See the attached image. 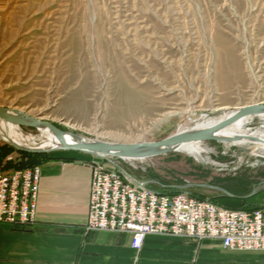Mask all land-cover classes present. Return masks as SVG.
<instances>
[{
  "label": "rangeland",
  "instance_id": "1",
  "mask_svg": "<svg viewBox=\"0 0 264 264\" xmlns=\"http://www.w3.org/2000/svg\"><path fill=\"white\" fill-rule=\"evenodd\" d=\"M258 103L264 0H0V107L21 108L85 139L129 144L159 142L194 129L200 116L217 117L219 108ZM202 144L205 160L176 152L138 169L118 165L154 191L190 184L208 200L225 195L197 185L234 198L261 187L264 154ZM23 153L0 139V169L30 164ZM40 155L109 164L74 151ZM257 195L219 204L264 206V189Z\"/></svg>",
  "mask_w": 264,
  "mask_h": 264
},
{
  "label": "built area",
  "instance_id": "2",
  "mask_svg": "<svg viewBox=\"0 0 264 264\" xmlns=\"http://www.w3.org/2000/svg\"><path fill=\"white\" fill-rule=\"evenodd\" d=\"M99 158L109 164L92 166L87 232L131 234V247L137 251L150 235L219 240L230 250L264 251V207L230 210L201 200L189 190L157 192L118 165L124 161L138 169L135 164L142 165L148 159ZM140 169L146 170L144 166ZM41 185V165L0 169V224L34 225Z\"/></svg>",
  "mask_w": 264,
  "mask_h": 264
},
{
  "label": "crops",
  "instance_id": "3",
  "mask_svg": "<svg viewBox=\"0 0 264 264\" xmlns=\"http://www.w3.org/2000/svg\"><path fill=\"white\" fill-rule=\"evenodd\" d=\"M36 222L0 224V264H264V251H236L219 240L150 235L137 251L132 235L85 230L92 166L44 162Z\"/></svg>",
  "mask_w": 264,
  "mask_h": 264
},
{
  "label": "water",
  "instance_id": "4",
  "mask_svg": "<svg viewBox=\"0 0 264 264\" xmlns=\"http://www.w3.org/2000/svg\"><path fill=\"white\" fill-rule=\"evenodd\" d=\"M261 116H264V105L258 103L254 105L241 106L239 110H237L232 116H229L228 118L208 128L191 129L185 132H178L159 142L118 144L99 140L85 139L77 134L66 132L53 123L44 121L38 117H33L28 112L19 111L15 108L0 107V121H2L4 124L15 125L24 130H49L59 142L58 151H74L96 157H115L126 160H144L165 156L168 154L176 153L183 146L192 143L218 142L222 144H229L232 146L234 145L233 143L235 141H240L243 139H247L252 142H260L261 140L255 137H222L219 136V133L244 118ZM68 137H71L73 139V143L67 140ZM8 144L21 152L32 154L49 153L45 150L29 149L11 143ZM234 147H236L243 153L249 154V150L245 148H239L237 146ZM197 186L210 191L221 193L231 198L235 197L221 187L211 186L207 184ZM191 187L192 185L188 184L184 186H173L172 189L177 191H186ZM262 189H264V182L261 187L254 189L251 194L240 198L250 199L256 196Z\"/></svg>",
  "mask_w": 264,
  "mask_h": 264
},
{
  "label": "bare ground",
  "instance_id": "5",
  "mask_svg": "<svg viewBox=\"0 0 264 264\" xmlns=\"http://www.w3.org/2000/svg\"><path fill=\"white\" fill-rule=\"evenodd\" d=\"M264 105V103H260ZM254 105V104H252ZM248 106V105H245ZM240 107H222L219 108V112L217 117H211L207 115H203L201 118V122L196 125L194 129H204L210 126H213L222 120L232 116ZM16 110L24 111L21 108L15 107ZM25 112V111H24ZM217 115V114H216ZM262 121V124L259 127H247L254 122V120ZM189 128V127H188ZM191 129L180 128L178 132H185ZM177 132V133H178ZM219 136L222 137H255L259 138L260 142H252L247 139H243L240 141H235L232 146H237L239 148H245L249 150L248 155L252 156H261L264 154V116L262 117H247L236 124L228 127L227 129L222 130L219 133ZM0 139L6 143L15 144L24 148L29 149H40L48 152H55L59 149V142L54 137V135L49 130H41L38 131V134L28 133L24 129L11 125L4 124L0 121ZM67 140L73 143V139L68 137ZM229 145V144H226ZM231 146V145H229ZM178 152L184 153L187 156H191L197 160H205L204 154H208L209 150L203 146L202 143H192L183 146ZM207 160V159H206ZM209 162V161H206Z\"/></svg>",
  "mask_w": 264,
  "mask_h": 264
},
{
  "label": "trees",
  "instance_id": "6",
  "mask_svg": "<svg viewBox=\"0 0 264 264\" xmlns=\"http://www.w3.org/2000/svg\"><path fill=\"white\" fill-rule=\"evenodd\" d=\"M25 156L29 157V161L31 162L30 164H25L24 162H20L17 163L15 165H13L12 163L8 164L9 166L6 167V170H11V169H22V168H26V167H31L34 165H42L44 162L47 161H51V160H58V161H63V162H67V163H73V162H77L75 159H70V158H51V157H46V158H42L43 155L40 154H30V153H23ZM241 182L238 183V185H240ZM242 185V184H241ZM240 185V186H241ZM223 187V186H222ZM226 189H229V187H225ZM179 191L177 190H170L167 192H163V193H169V194H175L178 193ZM196 197H198L201 200L206 199L205 196H201V195H197L194 194ZM258 196V195H256ZM256 196L250 198V199H241V198H231L228 196H221V197H215V198H211L209 199L210 201H212L213 203H215L218 206H224L219 204L220 200H229V201H234V202H241V203H245L246 201H249L253 198H255ZM264 206H257V207H240V208H233V207H229V206H224V208L230 209V210H254V209H259L262 208Z\"/></svg>",
  "mask_w": 264,
  "mask_h": 264
}]
</instances>
